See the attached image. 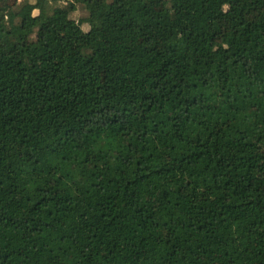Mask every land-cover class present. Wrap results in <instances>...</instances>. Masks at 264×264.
Instances as JSON below:
<instances>
[{
  "label": "trees",
  "instance_id": "obj_1",
  "mask_svg": "<svg viewBox=\"0 0 264 264\" xmlns=\"http://www.w3.org/2000/svg\"><path fill=\"white\" fill-rule=\"evenodd\" d=\"M0 2V264H264V0Z\"/></svg>",
  "mask_w": 264,
  "mask_h": 264
},
{
  "label": "rangeland",
  "instance_id": "obj_2",
  "mask_svg": "<svg viewBox=\"0 0 264 264\" xmlns=\"http://www.w3.org/2000/svg\"><path fill=\"white\" fill-rule=\"evenodd\" d=\"M12 1H13V0H12ZM0 4H4V3H3V2H0ZM155 6H156V8H160V4H156ZM80 15H81V11L78 10V11L72 13V14L70 15V18H72V19H74V20H78V18L80 17ZM79 32H80V28H77V29L74 31L75 34H77V33H79Z\"/></svg>",
  "mask_w": 264,
  "mask_h": 264
}]
</instances>
